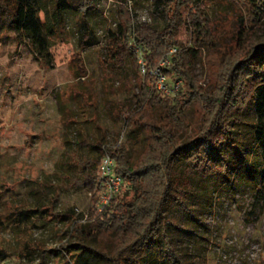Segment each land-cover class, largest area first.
Returning <instances> with one entry per match:
<instances>
[{
    "label": "trees",
    "instance_id": "trees-1",
    "mask_svg": "<svg viewBox=\"0 0 264 264\" xmlns=\"http://www.w3.org/2000/svg\"><path fill=\"white\" fill-rule=\"evenodd\" d=\"M147 1L150 22L136 21L122 0L113 27L105 32V63L115 75H123L129 59L136 88L118 108L112 101L106 103L112 122L125 123L122 142L111 147L97 140L91 144L95 153L81 164L82 178L76 184L91 194L89 217L71 208L61 219L69 220V228L59 252L71 255L74 264H194L186 244L199 237L204 212L213 203L215 191L208 184L219 177L229 180L235 171L222 148L238 145L234 133L239 119H264V41L253 39L264 24V0H223L237 5L245 18L232 31L230 48L219 47L215 41L216 28L202 8L206 0ZM100 3L0 0V28L28 42L38 60L50 66L49 39L60 37L66 29L73 30L81 50L99 44L92 19ZM183 10L192 31L189 47L177 39ZM172 50L176 52L170 54ZM202 52L207 83L194 73ZM140 57L146 74L141 72ZM164 58L170 60L162 69L167 85L179 82L173 95L159 91L150 74ZM252 136L264 155V125L257 126ZM76 145L88 144L78 140ZM105 151L115 159V172L123 183L117 196L98 213L94 209L102 192L98 167ZM49 202L31 210L16 207L11 216L50 213L54 220V201ZM36 251L30 242L18 249L0 247V262L17 259L15 264H34ZM200 260L209 263L205 256L200 255Z\"/></svg>",
    "mask_w": 264,
    "mask_h": 264
},
{
    "label": "rangeland",
    "instance_id": "rangeland-1",
    "mask_svg": "<svg viewBox=\"0 0 264 264\" xmlns=\"http://www.w3.org/2000/svg\"><path fill=\"white\" fill-rule=\"evenodd\" d=\"M121 1L101 0L95 11L92 23L99 44L77 48L72 29L50 38V66L38 60L28 42L0 28V247L18 249L30 242L37 250L34 264H74L71 255L59 252L69 228V220L61 219L71 208L89 217L93 208L91 194L76 184L81 164L95 153L91 144L100 140L114 147L126 130L123 120L113 123L106 111L107 101L118 108L136 88L129 59L123 75H115L105 63V32L113 27ZM126 1L136 21H151L147 0ZM202 8L214 23L218 46L232 47V31L245 22L239 7L206 0ZM182 13L177 39L189 47L192 31L187 11ZM155 24L162 25L160 20ZM253 39L264 41V24ZM206 72L202 52L194 73L207 83ZM188 117L193 120L191 112ZM263 125L264 119L255 116L239 119L234 133L238 145L222 148L235 171L229 180L219 177L208 184L215 191L213 203L204 212L199 237L186 244L194 264H202L200 255L208 259L206 264H264V155L252 136ZM78 140L88 145L78 146ZM52 200L54 220L50 213L11 216L16 207L31 210ZM15 263L19 260L0 262Z\"/></svg>",
    "mask_w": 264,
    "mask_h": 264
},
{
    "label": "built area",
    "instance_id": "built-area-1",
    "mask_svg": "<svg viewBox=\"0 0 264 264\" xmlns=\"http://www.w3.org/2000/svg\"><path fill=\"white\" fill-rule=\"evenodd\" d=\"M175 52L176 50H172L170 54ZM139 63L141 65V72L146 74L147 71L145 68V61L142 57H140ZM169 65L170 60L168 58H164L160 61L157 67L150 70V74H152L157 80V89L164 95L175 94L179 86V82L173 87L167 85V77L162 73V69ZM122 140L123 136L118 145L122 142ZM115 169V159L109 152L105 151L98 167V176L102 181L101 198L96 207L98 213H101L111 203V201L117 196L122 188V177L116 174Z\"/></svg>",
    "mask_w": 264,
    "mask_h": 264
}]
</instances>
